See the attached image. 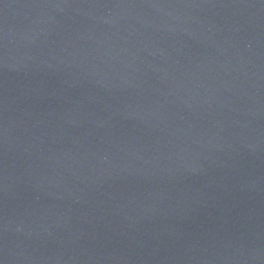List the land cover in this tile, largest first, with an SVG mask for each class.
Returning <instances> with one entry per match:
<instances>
[{
  "label": "water",
  "instance_id": "1",
  "mask_svg": "<svg viewBox=\"0 0 264 264\" xmlns=\"http://www.w3.org/2000/svg\"><path fill=\"white\" fill-rule=\"evenodd\" d=\"M0 264H264V0H0Z\"/></svg>",
  "mask_w": 264,
  "mask_h": 264
}]
</instances>
